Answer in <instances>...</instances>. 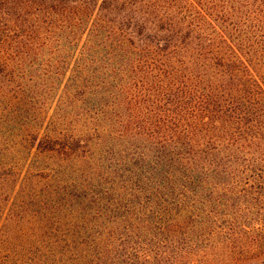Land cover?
Masks as SVG:
<instances>
[{
    "label": "trees",
    "instance_id": "16d2710c",
    "mask_svg": "<svg viewBox=\"0 0 264 264\" xmlns=\"http://www.w3.org/2000/svg\"><path fill=\"white\" fill-rule=\"evenodd\" d=\"M0 264H264V0H0Z\"/></svg>",
    "mask_w": 264,
    "mask_h": 264
},
{
    "label": "rangeland",
    "instance_id": "374dc122",
    "mask_svg": "<svg viewBox=\"0 0 264 264\" xmlns=\"http://www.w3.org/2000/svg\"><path fill=\"white\" fill-rule=\"evenodd\" d=\"M95 135H98V133H94ZM99 140V139H97ZM95 144V145H94ZM94 145V146H93ZM92 148H95L98 144L97 141L93 142ZM109 148V145L106 144L105 142H103L101 144V147H96V152L94 153V155L91 157V159L89 161H87L86 163L82 164V163H68V164H63V163H59L58 160L56 159H49L46 156H37L36 158H34L32 160L31 166L34 169V171L36 169H42V168H48L50 169L51 167L54 169L59 170V172L63 175H66L67 173H72L74 175L77 176V174L82 175L81 177H83V179L86 177H89L88 172L89 169L94 170L95 165H99L100 167L103 166L104 168L110 164L109 161L106 160L107 158V154H105V152L107 151V149ZM4 154L7 157V160H5L6 162L8 161H16L17 159V154L13 153L8 155L6 152H4ZM38 193H43L44 191H46L42 186H39L38 188H36ZM64 205H66V208L69 210L68 206H69V201H66L65 199V203H63ZM26 211H30L31 213L35 214L34 216H36V209H32V208H27ZM54 215L55 211H54ZM38 219L37 216L35 218H33V220ZM54 223V222H53ZM29 225V224H27Z\"/></svg>",
    "mask_w": 264,
    "mask_h": 264
}]
</instances>
